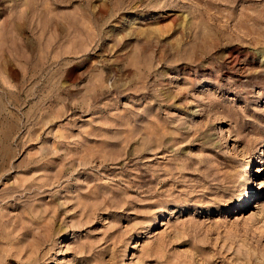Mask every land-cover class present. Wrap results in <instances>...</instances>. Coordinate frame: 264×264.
Listing matches in <instances>:
<instances>
[{
	"label": "rangeland",
	"instance_id": "1",
	"mask_svg": "<svg viewBox=\"0 0 264 264\" xmlns=\"http://www.w3.org/2000/svg\"><path fill=\"white\" fill-rule=\"evenodd\" d=\"M0 264H264V0H0Z\"/></svg>",
	"mask_w": 264,
	"mask_h": 264
}]
</instances>
